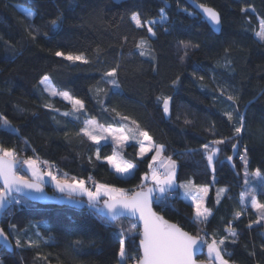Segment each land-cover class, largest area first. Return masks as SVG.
Instances as JSON below:
<instances>
[{"label":"trees","instance_id":"trees-1","mask_svg":"<svg viewBox=\"0 0 264 264\" xmlns=\"http://www.w3.org/2000/svg\"><path fill=\"white\" fill-rule=\"evenodd\" d=\"M193 1L220 14V34L184 0H0V118L10 122L6 129L0 119V145L14 148L21 160H38L60 176L67 173L92 186L100 183L134 191L149 172L153 154L141 159L139 145L127 147L124 157L137 169L132 183L125 184L106 162L113 146L95 144L81 129L89 119L105 128L138 126L154 144L164 145L163 156L176 161L178 184L192 181L211 188L207 207L212 215L206 225L195 223L194 207L180 190L163 210L154 205L155 211L194 236L207 233L209 242L211 237L229 236L224 247L230 264H264V220L255 223L259 213L251 207L250 195H245L244 202L240 199L249 191L245 171L264 173V41L256 36L264 20V0ZM161 9L167 20L152 25L153 36L147 32V21H159ZM134 12L140 13L145 27L135 26ZM53 20L58 21L55 27ZM141 39L150 47L138 48ZM180 41L190 46L185 49ZM142 50L146 51L143 56ZM56 51L83 52L90 63L64 60L55 56ZM117 65L119 88L107 83L111 77L103 76ZM44 76L57 91H67L84 102L78 119L71 104L43 91ZM174 81L178 82L174 85ZM98 88L104 91L97 92ZM168 96L172 97L169 117L157 99ZM228 112L233 115L231 121ZM124 116L128 119H121ZM237 116L244 122L239 136L234 132ZM222 138L226 143L211 145ZM227 138L232 139L227 142ZM204 144L220 149L214 173ZM233 144L238 145L235 170L227 163ZM240 156L247 159L246 167ZM253 186L256 198L264 203V186ZM45 187L55 193L51 185ZM217 188L228 189L219 203ZM72 200L73 204L63 207L28 201L11 205L0 228L10 237L14 252L0 248V262L122 264L119 238L113 235L120 228L125 229L127 254L133 258L139 254L140 226L127 231L135 221L110 224L90 210L86 198ZM81 200L85 203H78ZM237 211L242 212L238 219ZM229 227L237 233L235 243L226 231ZM17 238L21 247L16 245ZM199 260L207 262L206 248Z\"/></svg>","mask_w":264,"mask_h":264},{"label":"snow or ice","instance_id":"snow-or-ice-1","mask_svg":"<svg viewBox=\"0 0 264 264\" xmlns=\"http://www.w3.org/2000/svg\"><path fill=\"white\" fill-rule=\"evenodd\" d=\"M203 10L208 20L214 25L221 24L220 14L213 8L204 4L198 5ZM187 12V9H184ZM246 13L248 9H244ZM28 16H32V12L27 13ZM192 15V13H189ZM131 20L135 23L137 28L145 27L144 22L141 20L140 13L134 12L131 15ZM167 20L164 15V10L161 9L160 20L147 21V32L151 35H155L152 25L162 23ZM58 21L53 20L52 26L55 27ZM31 35V33H30ZM261 41H264V20L260 21V31L256 33ZM35 39V36H33ZM180 43L187 49L190 45L185 41ZM199 47V45H195ZM138 48H149V42L141 39ZM55 56L62 57L64 60L71 61L73 63L80 62L82 64H88L90 61L83 52L73 53L56 51ZM146 51L142 50L140 55H145ZM187 55V52H185ZM105 71L103 76L111 77L107 83L112 84L114 87L119 88V84L115 79L117 76V68ZM204 79L203 76L200 77ZM50 78L44 76L40 80V84L44 86L43 91L49 93L50 96H62L72 105V112H82L85 109L84 102L80 99H75L69 92H59L49 82ZM178 81H174V85ZM97 92L104 91L103 88H98ZM158 100H162L163 112L168 114L170 112L171 96L158 97ZM229 100H234L233 96H228ZM48 106V105H46ZM64 116L70 115L69 112H64ZM228 120L233 119L231 112L226 113ZM79 117H77L78 119ZM3 120L5 128L10 127V122L7 118H0ZM123 120H127L128 117H121ZM85 126L81 131L89 137L95 144L100 145L102 140H107L108 136H111L112 141L120 147H123L124 143L129 140V134L131 139L137 140L139 144V156L143 159L148 153L152 152L155 148V154L150 157V163L147 167L150 169V176L145 173L142 178V183L138 185L139 190L128 191L124 188H118L107 184L95 183L93 187L86 186V181L77 177H69L67 173L63 176L54 174L51 169H42L38 160L31 157L26 159H19L18 154L14 148H8L0 145V213H4L8 210L9 206L14 204L27 203L29 200H43L47 199L45 193V185L49 181L45 177L50 178V182L54 185V189L57 193L63 197H67L69 200L75 196L86 197V203L90 210L95 214L100 215L108 221L110 224H120L122 220H134L131 223L127 231L133 232L142 224V232L138 233L139 254L133 258L126 252V237L125 229L120 228L118 232L113 233L114 236L119 238V257L122 264H204L203 261L197 259L198 253L207 249V262L208 264H230L229 259L225 258L226 249L224 247L225 241L229 236H224L221 239L215 237L209 239L207 233L204 235H192L185 231L183 228L174 223H169L162 215H159L153 210V205L160 207L162 210L166 208L170 202V197L173 193L183 190V196L190 200L195 206L194 221L200 225H206L209 221V217L212 215L210 209L206 208L205 199L208 195L209 189L205 186L196 185L192 181L187 183L177 184L176 182V161L170 156L165 159H158L161 157L164 151V145H156L153 143L152 137L147 131L134 130L127 125H123L120 128H107L97 126L96 121L89 119L84 122ZM135 124V121H132ZM188 123V121H186ZM138 129V126H137ZM13 132L15 129H11ZM244 130V122L242 116H237L236 124L234 125V132L236 136H239ZM103 133H107L104 135ZM142 137L143 139H137ZM232 138H227V142H230ZM147 142V143H145ZM211 145H221L226 143V139L212 140ZM203 148L207 153L206 159L212 171H215L214 159L218 156L220 149L218 147H210L209 144H204ZM233 151H236V144L232 145ZM118 152L114 151L112 156L106 157L107 163L110 164L115 172L119 174L122 179H130L134 175V170L137 169V164L130 161H117ZM96 160L101 159L100 149L97 148L95 152ZM240 159L244 162L245 167L248 164L247 159L244 156H240ZM228 160L231 161L232 157L229 156ZM48 162L45 161L44 164ZM153 165H156L154 167ZM246 186H249V191L246 194H241V202H244L245 195L252 197L251 207L256 209L259 213L255 223H260L264 220V203H261L257 198V189L251 187V181L249 177L254 179L264 180V173L260 169H256L254 172L244 173ZM91 179V177H89ZM227 188L220 189L217 192V203H219V195L221 192L226 193ZM35 194V195H34ZM61 197H57L60 199ZM78 203H85L81 200ZM247 206V205H246ZM242 212L237 211L234 213L236 219L241 216ZM251 227V225H249ZM229 235L233 238L232 243H235L237 237L236 231L229 227ZM131 240L132 238H127ZM34 243V242H31ZM30 243V246H31ZM17 247H21V240L16 239ZM11 245L8 243L7 236L4 230L0 228V248L10 249ZM231 255L230 253L228 254ZM2 264V262H0Z\"/></svg>","mask_w":264,"mask_h":264},{"label":"rangeland","instance_id":"rangeland-1","mask_svg":"<svg viewBox=\"0 0 264 264\" xmlns=\"http://www.w3.org/2000/svg\"><path fill=\"white\" fill-rule=\"evenodd\" d=\"M116 2H121L122 0H115ZM25 13H28L26 10H23ZM163 23V22H162ZM259 38V37H258ZM49 82L51 83V81L49 80ZM51 85H52V83H51ZM43 86V85H42ZM46 93H48V92H46ZM49 94V93H48ZM57 96H60V95H57ZM51 97H56V96H51ZM63 100H65L62 96H60ZM66 102H68L67 100H65ZM69 103V102H68ZM70 104V103H69ZM170 106H171V104H170ZM84 111V110H83ZM83 111L82 112H77V113H74L75 115H76V117H79V115H80V113H83ZM166 116H170V112L168 113V114H166ZM73 117V116H72ZM96 121V120H95ZM96 124H97V126H99V127H102V128H104V129H107V128H105V127H103V126H101L97 121H96ZM123 125H127L128 127H130V128H132V129H134V130H139V129H137L136 127H134L133 125L131 126V125H129V124H123ZM122 125V126H123ZM116 129H118V128H116ZM104 135H107V133H103ZM129 140L127 141V142H125L124 143V145H123V147H120L119 145H117L115 142H113L112 141V138H111V136H108V139L107 140H102L101 141V143H100V145H105V144H111L112 146H113V148H114V151L115 152H118L119 153V155L117 156V161L118 162H121V161H127L126 159H125V157H124V153H125V150L127 149V147L129 146V145H131V144H137V145H139L138 143H137V140H134V139H131V134H129ZM137 139H143L142 137H137ZM145 143H147V142H145ZM211 147H218V146H211ZM219 148V147H218ZM114 154V153H113ZM150 154H155V148L153 149V151L152 152H150V153H148L146 156H148V155H150ZM219 155V154H218ZM145 156V157H146ZM140 157V156H139ZM218 157V156H217ZM217 157L214 159V167H215V162H216V159H217ZM166 157L165 156H163V153H162V155H161V157L158 159V161H157V163H159V160L160 159H165ZM241 160V159H240ZM106 162H107V160H106ZM41 165V164H40ZM109 166H110V168L112 169V171L113 172H115V170H114V168L109 164ZM154 167H156V165H153ZM41 168L42 169H51V171H53V173L54 174H56V172L51 168V167H48V166H43L42 167V165H41ZM209 168H210V170H211V172L212 173H214L213 171H212V167H210L209 166ZM135 171V170H134ZM177 171H178V166H177V163H176V182H177ZM115 174L117 175V177H118V179H120L123 183H125V184H131L132 182V179H134V175H133V177L132 178H130V179H127V180H125V179H122L120 176H119V174H117L116 172H115ZM148 174H149V176H150V174H151V172H150V170H149V172H148ZM45 179L47 180V181H49L47 184H49V185H51L52 187H53V189H54V185L50 182V178H48V177H45ZM249 179H250V181H251V185H253L254 183H258L260 186L262 185V186H264V180H259V179H254V178H252V177H249ZM215 183H216V181H215V178H213V186L215 185ZM178 184V183H177ZM86 186H88V187H93L92 185H89V184H87L86 183ZM254 187V186H253ZM208 189H209V191H208V195H207V197H206V199H205V207L206 208H208L207 207V203H208V200H209V196H210V193H211V188L210 187H207ZM220 189H223V188H217L216 189V202H217V192H218V190H220ZM55 190V189H54ZM181 191V193H182V195H183V190L181 189L180 190ZM55 194H59V193H57L56 191H55ZM59 195H61V194H59ZM223 195H224V192H221L220 193V195H219V202L222 200V198H223ZM176 197V194H173L170 198H175ZM184 197V196H183ZM84 198H86V197H84ZM185 198V197H184ZM86 200H87V198H86ZM185 200L188 202V203H190L193 207H194V210H195V206H194V204L190 201V200H188V199H186L185 198ZM210 218V217H209ZM31 242H34V241H30L29 242V245H30V243ZM33 245V243H31V246ZM206 253H207V249H206Z\"/></svg>","mask_w":264,"mask_h":264},{"label":"water","instance_id":"water-1","mask_svg":"<svg viewBox=\"0 0 264 264\" xmlns=\"http://www.w3.org/2000/svg\"><path fill=\"white\" fill-rule=\"evenodd\" d=\"M188 6L191 7V9L197 14L199 15L200 17H202V19L207 23V25L210 27V29L216 33V34H220L221 32V29H222V24L220 25H214L213 23H211L208 18L206 17V15L203 13V10L198 7V5H200L199 3L193 1V0H184ZM237 154H238V145H236V151L234 152L233 149H232V154H231V157H232V160L229 161L227 159V163L229 165H231L232 169L235 170V166H234V160L235 158L237 157ZM45 193L47 194V199H43V200H29L28 202L30 203H34V204H38V205H41V206H56V207H63V206H69L71 204H73V200H69L67 197H63L61 195H57L55 193H50L48 192V190L46 189L45 187ZM35 195V194H34ZM57 197H61L60 199H57ZM11 206H9L8 210L4 213H0V220L2 219V217L5 215V213H7L9 211ZM153 210L155 211L154 209V205H153ZM134 221V220H132ZM171 223V222H169ZM140 228H141V232H142V224L140 225ZM5 233V232H4ZM5 235L7 236V239H8V243L11 245L10 249H5V248H1L3 250H5L6 252L8 253H13L14 252V245L10 239V237L5 233ZM205 253V249L203 252L201 253H198L197 255V259L199 260V258L201 256H203ZM200 261V260H199ZM204 264H208L207 262L203 261Z\"/></svg>","mask_w":264,"mask_h":264},{"label":"built area","instance_id":"built-area-1","mask_svg":"<svg viewBox=\"0 0 264 264\" xmlns=\"http://www.w3.org/2000/svg\"><path fill=\"white\" fill-rule=\"evenodd\" d=\"M18 205H20V204H18Z\"/></svg>","mask_w":264,"mask_h":264}]
</instances>
